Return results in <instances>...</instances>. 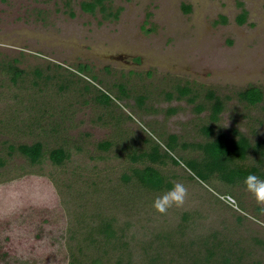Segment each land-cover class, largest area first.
<instances>
[{
    "label": "rangeland",
    "instance_id": "374dc122",
    "mask_svg": "<svg viewBox=\"0 0 264 264\" xmlns=\"http://www.w3.org/2000/svg\"><path fill=\"white\" fill-rule=\"evenodd\" d=\"M81 1L0 0V65L16 61L26 72L14 82L0 69V264H149L154 256L195 264L208 250L217 264L222 257L264 264V212L244 185L199 179L180 156L195 157L192 148L171 149L180 164L160 165L172 185L188 188L183 207L167 214L153 208L167 190L122 178L142 166L126 153L146 148V138L164 147L169 134L179 143L204 139L207 111L166 98L177 83L230 96L218 128L264 139L263 103L235 96L250 86L264 93V0H112V9L122 8L115 20L82 12ZM238 1L247 10L243 23ZM61 78L79 86L59 90ZM82 85L108 94V108ZM37 140L66 148L69 159L33 165L11 149ZM102 141L109 148L97 147ZM228 190L235 206L220 197ZM104 223L114 237L104 235Z\"/></svg>",
    "mask_w": 264,
    "mask_h": 264
},
{
    "label": "trees",
    "instance_id": "16d2710c",
    "mask_svg": "<svg viewBox=\"0 0 264 264\" xmlns=\"http://www.w3.org/2000/svg\"><path fill=\"white\" fill-rule=\"evenodd\" d=\"M111 2L112 0H82L79 3V7L82 12H88L91 14L99 12L103 19L115 20L118 18L122 8L118 7L112 9L110 6ZM237 5L240 7L241 11L237 15L236 20L238 23H243L247 17V10L243 7L241 1H238ZM182 7L184 11H189L188 6ZM70 14L74 16L72 10L70 11ZM221 19L224 22L226 21L225 17H221ZM76 67H78L79 70H85L87 65L79 64L76 65ZM0 69L8 73L14 82L26 74L25 70L16 66V61H4L2 62V65H0ZM31 73H33L34 78L37 79L40 70L37 68ZM61 79L63 80V78ZM60 83L58 89L66 90L67 88H70V85H74V83L78 85L79 80H63ZM122 86L123 85L119 86V90L123 89H120ZM80 88L87 94H93V92L89 91L88 85H82ZM73 89L71 92L75 93ZM199 90V88H193V85L188 82L182 85L177 83L173 87V91H167L165 92V95L168 99L172 98V96L177 99H186L188 103L193 105V109L196 113H201L205 110L207 111L208 123L200 126V131L204 135V139L192 143H179L176 134H169L167 135L166 140L163 139L165 147L160 140L155 142V139H153L151 142V139L149 138L144 139V141L147 142V146L144 149H138L131 146V152L126 153L128 158L134 165L142 163V166L131 167L129 173H124L122 178L125 183H135L136 185H140L143 189L150 190L151 192L170 189L172 183L167 179L165 174L161 172L160 165H164L167 162L173 165H179L180 159L174 156L171 151V149L177 150L178 147L192 148L196 152L197 155L195 157L180 156L184 158L186 166L204 182L212 183L213 179H215L226 188H229L234 185H244L243 179L249 173H255L260 176V178L264 179V166L262 162L264 159V139L251 142L246 135L238 131L236 128H231L230 132H224L219 129L218 122L226 107V101L230 96H222L213 88H204L202 91ZM121 92H124V90ZM79 95H81L80 92ZM126 95L128 96V94ZM91 96L93 101L101 107L106 106H102V104H108L112 101V98L103 91H99L97 95L94 94ZM200 96L202 101L198 102ZM235 96L239 102L245 103L249 106L263 103L262 107L264 108V93L256 86H250L235 91ZM135 102L141 105L144 102V96L136 95ZM109 146L110 143L108 141L97 143V147L99 148L107 149ZM11 149L13 152L22 155L33 165L40 164L45 158L53 165L61 166L69 159V153L66 148L61 146L46 148L39 140L30 144L19 143ZM126 150L127 149H124V151ZM250 155L256 157V163L248 164L247 160ZM261 162L262 166L260 165ZM225 194L234 195L230 190ZM102 232L106 237H114L115 235V231L112 229L110 223L103 224ZM214 254V251L208 250V255L202 258V261L198 260L195 264H217L212 257ZM158 257L159 256H154L151 258L149 264H160V259H158ZM228 262L229 261L226 258L223 259L222 257L221 261H218V264H229ZM125 264L131 263L128 261Z\"/></svg>",
    "mask_w": 264,
    "mask_h": 264
},
{
    "label": "clouds",
    "instance_id": "9594fccd",
    "mask_svg": "<svg viewBox=\"0 0 264 264\" xmlns=\"http://www.w3.org/2000/svg\"><path fill=\"white\" fill-rule=\"evenodd\" d=\"M243 183L246 190L254 197L261 212H264V179L255 173H249L244 177ZM187 197L188 188L180 182H175L170 189L154 199L153 208L164 215L173 207H183Z\"/></svg>",
    "mask_w": 264,
    "mask_h": 264
},
{
    "label": "built area",
    "instance_id": "2783aa9c",
    "mask_svg": "<svg viewBox=\"0 0 264 264\" xmlns=\"http://www.w3.org/2000/svg\"><path fill=\"white\" fill-rule=\"evenodd\" d=\"M223 201H225L227 204L235 206V199L231 195H222L220 196Z\"/></svg>",
    "mask_w": 264,
    "mask_h": 264
}]
</instances>
